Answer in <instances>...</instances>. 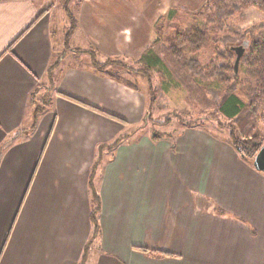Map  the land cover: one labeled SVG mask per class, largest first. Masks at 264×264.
Here are the masks:
<instances>
[{
  "label": "crops",
  "instance_id": "obj_1",
  "mask_svg": "<svg viewBox=\"0 0 264 264\" xmlns=\"http://www.w3.org/2000/svg\"><path fill=\"white\" fill-rule=\"evenodd\" d=\"M205 1L72 0L69 45L99 63L139 61L170 9ZM65 26L58 0H0V264H80L96 160L100 236L86 264H264V173L203 126L135 134L98 155L149 120L148 86L63 53ZM61 55L30 129V96Z\"/></svg>",
  "mask_w": 264,
  "mask_h": 264
},
{
  "label": "trees",
  "instance_id": "obj_2",
  "mask_svg": "<svg viewBox=\"0 0 264 264\" xmlns=\"http://www.w3.org/2000/svg\"><path fill=\"white\" fill-rule=\"evenodd\" d=\"M58 1L61 4L66 25L63 53L73 51L78 54H88L92 66L112 78L116 77L106 70L107 67L118 70L125 69L140 74L147 79L151 104L155 90L149 85V80L154 74L162 76L166 82L172 83L174 88L181 90L184 93L185 101L192 107L199 108L201 114L206 113L210 119L223 120L224 124H219V127L227 132L228 143L242 160L252 166L254 156L264 144V136L257 126V122L260 121L264 131V114L259 118L255 114L264 100V0H207L200 12L191 16V21L186 24L181 19L179 22L177 20L174 22L172 18L179 11L170 9L166 19L167 22L168 20L172 21L169 26L171 25L174 32L168 41L169 44L165 46L161 40L156 41L139 60V66L135 70L112 59H106L99 63L93 51L69 49L70 38L76 29V21L69 11V4L72 0ZM249 8H255L261 12L263 21L258 26L241 30L238 28V23L241 21L244 11ZM179 24L184 28H180ZM242 42L247 43V48L241 59V62L246 64L245 77L248 90L245 95L246 100L233 91L239 83L241 84L242 79L233 72L234 55L230 50ZM209 50L213 51L215 58L224 59L226 63L219 68L212 63H207L205 59ZM62 58L61 55L50 64L46 71V84L37 86L30 96V104L33 106L30 129L35 128L38 117L45 111L44 104H47L49 94L54 90L53 73L60 65ZM168 83L164 85L167 86ZM209 94H212L214 98H208ZM37 96H39L38 100ZM182 116L180 114L175 118L184 127H197L196 123L185 122ZM129 136L119 137L110 145L99 146L98 155L102 149L113 151ZM158 137L154 134L152 136L153 139H158ZM98 163L96 160L89 176L91 232L89 240L83 248L80 264H86L89 251L100 236L98 221L100 200L93 185Z\"/></svg>",
  "mask_w": 264,
  "mask_h": 264
},
{
  "label": "rangeland",
  "instance_id": "obj_3",
  "mask_svg": "<svg viewBox=\"0 0 264 264\" xmlns=\"http://www.w3.org/2000/svg\"><path fill=\"white\" fill-rule=\"evenodd\" d=\"M207 1V0H206ZM205 1V2H206ZM204 2V4H205ZM203 4V5H204ZM202 5V6H203ZM202 8V7H201ZM201 8L198 11L195 12H188V11H182L178 10L179 13L175 15V17L172 18V20L175 22L176 20L179 22L180 19L184 20L183 23H188L191 20V16L197 15ZM168 14V13H167ZM167 17V15H166ZM165 17V20L167 22V19ZM170 21V22H169ZM263 21V15L261 12H259L255 8H249L248 10L244 11L243 17L241 21L238 23V28L241 30H247L252 26H258ZM166 22H162V25L158 26V28L161 30V34L158 36V39L161 40V43L165 46L169 44V40L173 36L174 30L172 27L169 26V23H171V20H168V26ZM181 23V22H180ZM180 25V24H179ZM180 28H184L183 25L179 26ZM236 45L234 47L240 46ZM69 49L73 50V48L70 47ZM212 49V48H211ZM76 54V53H75ZM234 55V54H233ZM242 59V58H241ZM117 60V59H112ZM118 62H121L124 66H127L128 68L134 70L139 65V61L136 60H122L118 59ZM205 61L208 63H212L217 68H219L221 65L225 64L226 61L224 59H217L214 57V53L212 50H209L207 52V57ZM240 60L238 64V69L236 75L239 76L240 79H242L241 84L239 83L236 88L233 89V91L238 94L243 100H246V93H247V84H246V64L241 62ZM233 65V64H232ZM107 71L112 72L113 75L117 79H121L122 81H130L131 83H135L143 87L144 89H147L148 83L147 79L134 76L131 71L129 70H116L113 67H107ZM216 74V73H215ZM119 77V78H118ZM133 80V81H132ZM167 84L165 78H162V76H159L157 74L152 75L151 80H149V85L155 90L154 95L152 96L153 102H152V108L150 110V118L149 120L145 121L144 124L135 127L132 129V132L130 133L131 136H139L140 134H146L148 132H151L154 135H161L163 132H168L170 135L175 136L177 135V132L179 129L183 126L180 124V122L175 118L177 115H183L182 118L185 120V122H193L196 123L198 126H203L207 130H211L216 134L217 136L226 137L227 138V132L219 127V124H224L223 120L220 119H210L206 113L201 114L199 108H194L192 105L185 101L184 99V93L173 87L172 83L167 86H165V83ZM208 98H214L212 94L207 95ZM256 117L259 118L264 114V100L259 105L257 111L255 112ZM166 123V124H165ZM257 126L260 130V133L264 136V131L261 126V122H257ZM166 129H165V128ZM139 134V135H138Z\"/></svg>",
  "mask_w": 264,
  "mask_h": 264
},
{
  "label": "water",
  "instance_id": "obj_4",
  "mask_svg": "<svg viewBox=\"0 0 264 264\" xmlns=\"http://www.w3.org/2000/svg\"><path fill=\"white\" fill-rule=\"evenodd\" d=\"M247 48V43L242 42L240 46L230 48L231 52L234 54V61H233V72L234 74L237 73L238 64L241 58L244 55V52ZM252 167L255 171L264 173V144L260 147L256 155L252 160Z\"/></svg>",
  "mask_w": 264,
  "mask_h": 264
}]
</instances>
